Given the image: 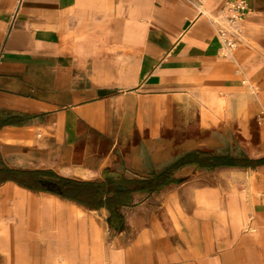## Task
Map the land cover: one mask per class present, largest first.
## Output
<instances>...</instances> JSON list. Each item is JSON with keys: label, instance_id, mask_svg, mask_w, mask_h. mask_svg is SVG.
<instances>
[{"label": "crops", "instance_id": "1", "mask_svg": "<svg viewBox=\"0 0 264 264\" xmlns=\"http://www.w3.org/2000/svg\"><path fill=\"white\" fill-rule=\"evenodd\" d=\"M226 1L0 0V264H264V0L230 52Z\"/></svg>", "mask_w": 264, "mask_h": 264}, {"label": "trees", "instance_id": "2", "mask_svg": "<svg viewBox=\"0 0 264 264\" xmlns=\"http://www.w3.org/2000/svg\"><path fill=\"white\" fill-rule=\"evenodd\" d=\"M170 172V170H168ZM168 171H165L167 173ZM168 172V173H169ZM166 175V174H164ZM161 178H149L140 179L136 178L133 180H122L121 184H89L80 181H73L72 184H66V179H59L53 186L46 185L45 190L55 191L65 197L73 198L78 201L87 203L92 206H96L100 203L102 194L104 191H113V196H122L123 200L130 201L131 195L135 191H146L155 190L160 188L163 182L160 181Z\"/></svg>", "mask_w": 264, "mask_h": 264}, {"label": "built area", "instance_id": "3", "mask_svg": "<svg viewBox=\"0 0 264 264\" xmlns=\"http://www.w3.org/2000/svg\"><path fill=\"white\" fill-rule=\"evenodd\" d=\"M248 14L247 0H228L212 17L226 52H230L238 42Z\"/></svg>", "mask_w": 264, "mask_h": 264}, {"label": "rangeland", "instance_id": "4", "mask_svg": "<svg viewBox=\"0 0 264 264\" xmlns=\"http://www.w3.org/2000/svg\"><path fill=\"white\" fill-rule=\"evenodd\" d=\"M234 151H235V152H236V151L238 152V147L235 146V147H234Z\"/></svg>", "mask_w": 264, "mask_h": 264}]
</instances>
